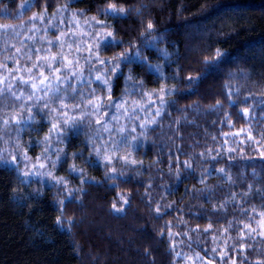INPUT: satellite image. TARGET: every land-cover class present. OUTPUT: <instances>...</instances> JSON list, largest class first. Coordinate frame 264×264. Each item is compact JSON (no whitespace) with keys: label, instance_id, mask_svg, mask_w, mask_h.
<instances>
[{"label":"trees","instance_id":"16d2710c","mask_svg":"<svg viewBox=\"0 0 264 264\" xmlns=\"http://www.w3.org/2000/svg\"><path fill=\"white\" fill-rule=\"evenodd\" d=\"M112 2L133 11L124 18L106 15L101 9ZM23 3L0 0V64L7 65L0 67V73L15 75L16 63L27 64L29 55L33 59L39 46H47L43 39L59 35V11L66 7L83 18L104 20L122 41L111 48L101 47V59L139 50L149 63L161 66L165 78L158 79L139 63L121 62L120 74L106 71L111 67L107 63L99 65L97 72L112 82L111 93L106 95L105 86L92 77L77 85L68 83L62 95L69 105L65 109L71 110L68 118L63 117L79 123L63 136L49 134L53 124H64L60 116L64 108L59 102L50 110L51 105L45 109V103L16 99L11 90L0 94V153L10 159L2 145L18 143L26 160L36 162L40 160L38 150L49 141L46 149H50L51 137L58 134L51 154L61 155L64 162L53 167V174L65 181L25 180L9 160L0 161V264H190L188 258L196 253L214 264L264 261L260 231L249 236L244 229L249 238L240 237L244 224L258 229L257 221L264 212V159L260 157L264 151V0H31L21 8ZM36 13L44 14L47 27L30 31V17ZM50 21L54 28L48 26ZM149 21L155 28L149 40L161 37L157 48L166 50L170 59L156 48L145 47L141 33L146 32ZM22 26L25 29L21 30ZM29 36L34 39L29 40ZM16 48L21 52L15 53ZM216 49L234 59L222 62L218 73L196 85L195 93L189 91L186 77L201 72L203 58ZM9 56L14 58L6 59ZM128 76L132 81L126 79ZM139 81L142 86L137 83L133 87ZM162 84L175 90L166 97L162 115L155 117L158 123L142 128L137 122L136 131L128 134L129 143L117 144V151L122 150L129 161L142 163H125L119 154L105 164L104 149L109 145L102 141L108 134L96 123L97 118L87 115L93 111L87 101L107 100L111 95L113 104L129 91L130 96L140 99L152 93L158 100L153 90ZM72 88H76L75 93ZM217 101L220 105L213 107ZM74 104L80 108L72 107ZM246 107L253 113L248 117L242 113ZM111 108L96 115L99 119L103 115L105 122L114 111ZM29 115L35 120L27 125L12 122L15 116L26 120ZM4 120L10 123L5 125ZM94 148L100 150L99 157ZM185 162L191 168H186ZM72 165L83 169L84 176L72 172ZM112 168L117 172L111 173ZM220 168L225 174L217 171ZM106 171L115 179H107ZM84 177L87 181L81 183ZM76 189L83 191L74 192L75 200L67 199V192ZM121 196L129 203L123 204ZM61 200L65 201L62 219L73 221L62 228L56 224ZM114 203L124 211L113 212ZM158 206L160 214L155 212ZM208 224L212 228L205 232ZM169 232L176 235L170 237ZM223 251L228 256L222 260L219 253Z\"/></svg>","mask_w":264,"mask_h":264},{"label":"snow or ice","instance_id":"6c2138e0","mask_svg":"<svg viewBox=\"0 0 264 264\" xmlns=\"http://www.w3.org/2000/svg\"><path fill=\"white\" fill-rule=\"evenodd\" d=\"M31 0H24V3L20 5L21 8H24L28 5H30ZM102 12H104L106 15H111L113 18H124L127 16V14L130 11H133V9L130 8H125L122 6H117L116 3L112 2V3H108L107 8L101 9ZM137 12V15L140 14L139 9L135 10ZM31 20H40L43 21L44 19V14L43 13H36L33 14L32 17H30ZM92 20H95V18H91ZM73 22L74 23H78L75 20V15L73 17ZM85 23H88V21H85ZM100 23L101 26L103 27H110L107 25H103L102 22H97ZM49 27H55L54 24H52L51 22H49ZM4 27H11V26H4ZM35 30V31H39L38 28H35V25L33 26V29H30V31ZM155 30L154 25L151 21H149L146 25V32L145 33H141V36L144 38L145 41V47H149V48H156L158 51H162L164 54V57L166 59H170L168 53L166 50L163 49H159L157 48V41L159 39H161V37H155L152 36L151 40H149V37L151 36L152 32ZM18 35V33H17ZM66 36H69V33H60L59 35H57L54 38L55 43L60 47L61 51L58 53H54V54H50V55H37L36 56V61H39L41 63H37V62H33L32 67L31 68H27L26 71L28 73H32L33 68H39L41 69L38 73H36V75H30L28 79H25L23 76L18 77V79L20 80L21 83L23 84H30L31 88L34 90L33 94L30 95L28 97L29 100L33 99V96L35 95V90H43L45 91V93H59L61 91V89L56 86V84H54L53 82H59V83H64L65 81H67L70 77H74L77 80L82 79V71L81 70H77V71H72V67H73V61L69 60L67 56H65L63 54V48L65 46V44H67V41L64 39ZM71 36L75 37L77 36L76 32H71ZM96 37H98L97 39H94L93 43L91 45L88 46V51L90 53L88 59L91 60L92 59V55L95 54L101 47H104L105 49L107 48H111L113 46H116L120 43H122V41H119L115 38L114 33L112 31H107L104 33H97L95 34ZM29 40H33L34 37L33 36H29L28 37ZM53 40H48V44L52 45L54 43ZM69 49H71L72 45L68 44ZM81 50L80 46L77 45L76 51L79 52ZM29 51H31V49H29ZM37 52L40 51V49L36 50ZM21 52V48H16L15 49V53H20ZM14 53V55H15ZM14 56H9L6 57V59H13ZM95 58L99 61V63L101 65H104L105 63L111 65L110 69H106V71H111L113 74H120L121 73V68H120V64L121 62L127 63V64H131V63H139V64H143L146 66L147 70L150 73L153 74H157L158 79H164V74L163 71L161 69L160 65H152L151 63H149L147 61V58L142 57L140 54V51L137 50L135 52H132L131 49L126 50L125 52L119 53L117 56L108 59L107 61L104 59H100L99 55H96ZM28 59L31 60L32 57L31 55L28 56ZM230 59H234L233 57H230L228 53H226L225 51L221 50V49H216L213 53V55L211 56H205L202 60V63L204 65V69L199 72L196 75H188L186 77V80L189 82V91L195 93L197 91L196 85H198L201 81L206 80L208 77L215 75L216 73H218L220 71V65L222 62H226ZM76 63L78 64L79 61L77 60ZM59 64L60 66L58 67H54V65ZM0 67H4L7 68V65L5 64H0ZM48 69V74H45V72L43 71L44 68ZM62 70H68L69 71V75L68 76H64L61 75ZM9 72H11L12 70L9 69ZM16 71H20V69H16ZM6 77L4 78H0V85H4L6 83ZM96 80L100 81L104 86H106L107 90L109 93H111V87H112V82L110 79H106L101 75H98L95 77ZM128 81H132V77L128 76L126 78ZM140 84L142 86L143 82L139 81V82H134L133 83V87L136 86V84ZM12 88L11 84H7V88L4 87H0V94L4 93L6 90L10 91ZM175 90V87H169L166 84H162L158 89H154L153 92L156 94V96L158 97V101H159V107L156 108L155 113H154V117L151 119H148L145 123H142L140 126L143 128L146 125H153V124H157L158 121L157 119H155V117H160L165 109V107L167 106L168 101L166 100V97H170L173 93V91ZM72 92L75 93L76 92V88H72ZM11 95L15 96V93H11ZM149 99H148V103L152 104L154 103V101L151 99L152 93H147L146 94ZM22 97H16V99H21ZM38 99H42V98H38ZM53 99H58L60 100V107L61 108H66L69 107V105L65 104L63 99L57 95L53 96ZM88 105H91L93 111L91 113H87V115H96L97 113L100 112V110L104 107V104L107 103L108 106L110 107H116L117 109H125V103H121V104H116L113 105L112 104V97L111 95H109L107 97V100H105L104 98H97L96 100H92L89 99L87 101ZM137 104V106L140 108V110L144 109V105L143 104H139L138 102H134ZM174 103V101H173ZM232 103L234 104L235 101H232ZM261 103H264V101H261ZM220 105V101H217V104L214 105L213 107H218ZM72 107L74 108H80V104H74L72 105ZM188 107H198V105H189ZM44 108H48V104L44 105ZM127 110V109H125ZM27 111L29 113L32 112L31 108H28ZM242 113L245 117H248L250 115H252L253 113L251 112L250 108H243L242 109ZM105 116L107 115V113L104 114ZM81 120L83 119V117L80 118ZM113 119H116V117H113ZM35 120L34 115H29L27 116L26 120L25 117L20 116L19 118L13 117V121L15 124L19 125L21 122H25V124L27 125L28 122H32ZM103 119H99L96 120L97 124H102ZM3 123L5 125H8L10 123V121L8 120H4ZM79 123V121L75 118H73L71 121L69 120H65L64 124H53L52 127L49 129V134H53V133H59L61 134V136H63L64 134H66L68 128L71 127H75L77 124ZM177 123H179V121H177ZM104 131H109V129L107 128L106 124L104 125L103 128ZM120 131L123 133L124 129L121 128ZM240 131H245V129H241ZM228 135V134H226ZM45 139H48V137H45ZM133 140H138L139 137H133ZM249 139H253V137L251 136V134H249ZM120 143H129L128 137L122 136ZM94 153L97 157L100 156V150L94 148ZM229 151H235V149H229ZM45 152H47V149H45ZM93 155V153H89V156ZM260 157L261 159H264V151L260 152ZM25 159H27V157H25ZM111 157L105 156L104 157V162L105 164H109L111 163ZM120 159H122L125 163H132V164H136V163H142V162H138L135 160H128V157H121ZM212 159H216V157H212ZM16 160V157L13 156L12 157V161L14 162ZM0 161H4V163H9V161L4 157V155L2 153H0ZM64 162L63 158L61 155H57V159L56 160H52L51 164L53 167H55L58 163H62ZM89 163H93L92 161H89ZM35 167V166H34ZM41 168L45 167L44 164L40 165ZM185 167L186 168H191V165L188 164L187 162H185ZM70 170L74 173H77L78 176L83 177L84 176V170L83 169H79L77 168L75 165L70 166ZM217 171H219L222 174H225V169L224 168H220L217 169ZM117 169L112 168L111 169V173H116ZM32 175H35L36 173H31ZM30 175L29 172H24L23 176L25 178H27ZM48 176H51L53 180L56 181V183L58 184H63L65 183L64 178L60 177L57 178L55 176H52V173L49 172L47 173ZM122 175V173H121ZM105 177L107 179H115L114 175H110L109 172H105ZM230 179V177H229ZM87 181V177H84L83 179H81V183H85ZM97 183H99V181H97ZM76 191H83V189H76V190H70L67 192V199L69 200H75L76 197L74 195V192ZM120 199L123 201V204H128L129 201L124 198L123 196L120 197ZM65 201L61 200L58 201V205L61 207V216H57L56 217V224L58 227H63V225L65 223L71 225L73 223V221L71 219L65 221L62 219V206L64 205ZM168 207H171V205H168ZM221 209L224 207L223 204H221L219 206ZM113 212L116 213H121L124 211L123 206L121 207H117L116 204L114 203L112 205V209ZM253 211H255V209H253ZM155 212L157 214L161 213V208L158 206L155 209ZM261 219L257 221L258 226L262 229V231H260L259 235L264 237V212L260 213ZM228 227H232L231 222H229ZM212 228V224H208L207 227L204 229L205 232H207L209 229ZM244 229H248V233L247 235H252L253 233L256 232L255 228H252L251 225L249 224H244L243 228L240 230V237L243 238L245 236V232ZM224 232L228 231V228H224L223 229ZM161 235H163V232L161 233ZM168 235L174 236L176 235L175 233L169 232ZM215 239V238H214ZM250 247V245H249ZM244 248V245H241V249ZM213 253H216V248L212 249ZM233 251H235V249H233ZM177 255L179 256L180 253H177ZM221 259L223 260L225 257L228 256V252L227 251H223L221 253H219ZM188 259H192L191 257H189ZM196 259H201L200 255L197 254L196 255ZM207 264H213V262L211 260H209L207 262ZM231 264H236L235 260H232ZM257 264H264V261H257Z\"/></svg>","mask_w":264,"mask_h":264},{"label":"rangeland","instance_id":"374dc122","mask_svg":"<svg viewBox=\"0 0 264 264\" xmlns=\"http://www.w3.org/2000/svg\"><path fill=\"white\" fill-rule=\"evenodd\" d=\"M65 8H62V10L60 9L59 12L62 13V15L60 19L58 20L61 23L59 24L61 25V28L59 29V34L62 32L69 33V36H66L64 38L67 41V44H65L62 51H63V54L68 57L69 60L73 61L72 71H77V70L82 71V79L77 80L74 77H70L67 81H65L62 84L54 81L53 83L56 84V86H58L61 89L59 93L54 94V93L49 92L46 94L45 91L43 90H35V95L33 96V99L31 100L28 99V97L33 94L34 90L31 88L30 84L21 83L18 77L23 76L25 79H28L30 75L34 76L36 75V73H38L41 70L39 68H33L32 73H28L26 71L27 68L32 67L33 62L41 63L39 61H36L37 55H40V56L50 55V54L58 53L61 51L60 47L55 43L54 39H50V38L43 39L46 42L48 40H53L55 44L49 45L47 43V46L46 47L44 46L43 48L39 46L38 48L44 49L45 51L39 52V53L36 52L35 57H33V59L31 60L28 59L27 64L19 65L18 63H16L13 68L14 70L13 72L15 73V75L9 76L7 75L8 72L0 73V78L6 77L7 78L6 83L12 85L11 91L15 93V97H22L21 99L23 100L24 103H27V102H32L33 104L35 103L44 104L45 103V104L51 105L50 110L55 109L57 108L56 102L60 103V100L53 99V96L57 94L59 97L63 99L65 95H62V93L68 83L76 84V82L88 81L90 80L91 77L93 78V81H94L96 80L95 79L96 76L101 75L99 72H97L99 69V65L101 64L95 58V56L98 55V51L95 54H93L92 59L89 60L88 57L90 53L87 49H88V46L93 43L94 39L98 40V37H96L95 34L104 33V32L109 31L107 27H103L101 26L100 23H97V22H102L103 25H106V22L102 19H96V18L95 20H92L91 19L92 17L83 18L82 14H78L71 10H66ZM74 15H75V20L78 23L73 22ZM85 21H88V23H85ZM50 22L52 23V21ZM34 25H35V28H38V29L42 26L47 27L44 21L39 20V22H37L35 20H31L28 28L33 29ZM20 29L21 30L25 29V26L20 27ZM71 32H76L77 36L72 37ZM25 33L23 34L22 37H24ZM68 44L72 45L71 49H69ZM77 45H79L81 48L79 52L76 51ZM52 46H54L55 48L52 49ZM50 49H52L53 51ZM77 60L79 61L78 64L76 63ZM107 60L108 59H106V61ZM25 62L26 61H24V63ZM58 66L60 65L59 64L54 65V67H58ZM16 69H20V71H16ZM43 71L45 72V74H48V69L46 67L43 69ZM61 75L68 76L69 71L62 70ZM103 77L106 79L108 78L107 76H103ZM6 83L3 85L4 88H7ZM108 93L109 92L105 86V94L107 95ZM38 98H42V99H38ZM148 99L149 97L147 95L141 97V99L138 97H134L132 95L130 96V91H129L125 94V96L120 101L114 100L115 103H113V105L125 103V109L127 110L117 109L116 107H112L111 109H114V111L111 113L109 117H107L108 120L102 123L103 126L106 124L107 128L109 129V131L107 132L105 131V134H108L107 138L102 141V144L105 145L106 143H108L109 145V146H106V149H104L105 150L104 157L105 156L111 157L112 158L111 162H113L114 159L117 158V156H119V154L123 153L122 150L117 151L118 149L117 144L120 142L122 136L126 135L127 137H129L128 134H130L131 131L132 132L136 131L135 129L136 123L137 122H140V124L144 123L145 120H148L154 115L156 108L160 106L159 101L156 100L153 96H151V99L154 101V103L149 104ZM93 100H96V99H93ZM134 102L143 104L144 109L140 110V108ZM88 106H91V105H88ZM107 107H108V104L105 103L104 107L101 110H104ZM70 110L71 108L69 110H66L65 108L61 110L62 113L60 114V116H61L62 121H65V118L63 116H65L66 118H68L67 117L68 115L70 116V113H69ZM92 116L97 118V120H99V116L97 115H92ZM15 117L19 118V116H15ZM113 117H116V119H113ZM100 118L103 119L104 118L103 115H100ZM55 124H58V123H55ZM19 125L24 126L25 122H21ZM18 126H17V129H18ZM121 128L124 129L123 133L120 131ZM247 133L251 134L250 132H247ZM57 135L51 137L52 142L50 143V149H47V152H45V149H46L47 144L50 141L45 143L46 145L43 147V149L38 150L39 155L37 157H39L40 160H37L36 162L29 163V161L25 159V157H27L26 152L25 150H21L18 143L12 146H9V145L5 146L4 144V146L2 145V151H3V148L7 151L10 157V159H7V160H9L13 165H15L19 169V172L21 173V175H23L24 172L30 173V175L27 178L23 176L25 180H34V179L41 180V179L47 178L48 180L54 181L51 176L47 175V173L51 172L52 176H55L53 174L54 169L51 164V161L57 158V154L55 153L54 155H52L51 150L52 148L56 146L58 142ZM13 156L16 157V160L14 162L12 161ZM125 156L126 155L122 154L119 157H125ZM41 164H44L45 167L41 168L40 167ZM31 173H36V174L32 175ZM57 177L59 176L57 175ZM43 182H46V181H43ZM258 231H262V229L259 226H258V229H256L255 233H257ZM243 238L246 239L249 237L245 235ZM197 254L198 253H196V255ZM200 257L201 259H196V256L191 257L192 259H189L190 264H207L209 260L203 258L201 255Z\"/></svg>","mask_w":264,"mask_h":264}]
</instances>
